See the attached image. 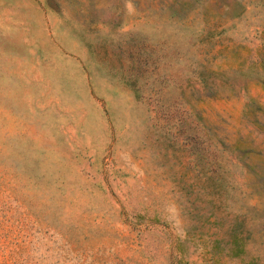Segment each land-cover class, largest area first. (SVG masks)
I'll return each instance as SVG.
<instances>
[{"label": "rangeland", "instance_id": "374dc122", "mask_svg": "<svg viewBox=\"0 0 264 264\" xmlns=\"http://www.w3.org/2000/svg\"><path fill=\"white\" fill-rule=\"evenodd\" d=\"M253 207L264 0H0V264H264Z\"/></svg>", "mask_w": 264, "mask_h": 264}, {"label": "trees", "instance_id": "16d2710c", "mask_svg": "<svg viewBox=\"0 0 264 264\" xmlns=\"http://www.w3.org/2000/svg\"><path fill=\"white\" fill-rule=\"evenodd\" d=\"M204 87H207L204 86ZM246 167L251 171H254L255 168V164H248L246 163ZM213 185L217 186V180L213 179ZM211 193V192H210ZM208 204L210 205V212L212 215L217 216V213L219 212V204H217V197L213 198L212 203H210L209 200H207ZM256 210H258V208H252L250 210V214H252L251 216L254 217L256 214H258L256 212ZM258 212H260L261 214H264V208L258 210ZM245 217H247L246 215V211L243 210H239L234 212L232 215H230L228 218H225L223 216H220V219H224L227 220V224H226V233L231 237L234 238L236 244H242L240 242V240H243L244 238H246L249 235L250 232V227L245 223ZM263 223L258 222L256 223L254 226L257 228H262ZM238 245V244H237Z\"/></svg>", "mask_w": 264, "mask_h": 264}]
</instances>
